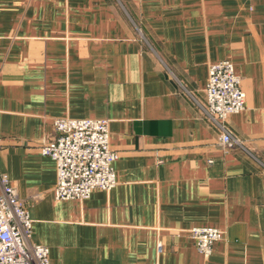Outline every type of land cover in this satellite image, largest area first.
Returning <instances> with one entry per match:
<instances>
[{
    "label": "crops",
    "instance_id": "0c3cea01",
    "mask_svg": "<svg viewBox=\"0 0 264 264\" xmlns=\"http://www.w3.org/2000/svg\"><path fill=\"white\" fill-rule=\"evenodd\" d=\"M224 59L245 94L226 151ZM55 118L109 121L111 189L55 197ZM0 173L48 264H264V0H0ZM193 227L222 232L206 257Z\"/></svg>",
    "mask_w": 264,
    "mask_h": 264
},
{
    "label": "built area",
    "instance_id": "2783aa9c",
    "mask_svg": "<svg viewBox=\"0 0 264 264\" xmlns=\"http://www.w3.org/2000/svg\"><path fill=\"white\" fill-rule=\"evenodd\" d=\"M205 95V112L222 129L219 144L226 151L236 140L223 123L245 106L231 61L209 65ZM52 125L53 138L42 142L39 149L56 163L55 197L84 199L93 189H111L116 184L112 162L117 153L109 146V121L55 118ZM188 234L205 257L213 243L222 239L221 230L215 227H193ZM0 264H48V248L33 241L31 219L6 173H0Z\"/></svg>",
    "mask_w": 264,
    "mask_h": 264
}]
</instances>
